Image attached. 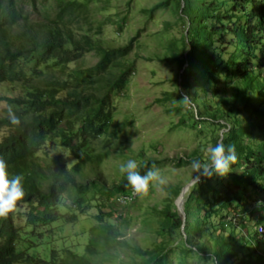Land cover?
Instances as JSON below:
<instances>
[{"label":"trees","instance_id":"obj_1","mask_svg":"<svg viewBox=\"0 0 264 264\" xmlns=\"http://www.w3.org/2000/svg\"><path fill=\"white\" fill-rule=\"evenodd\" d=\"M91 1L0 0V84L19 83L26 90L24 98L0 97L8 106L26 108L15 113L20 119L18 126L7 115L0 118V128L8 130L0 139V157L8 165L9 178L23 177L25 193L15 211L0 218V264H96L91 258L99 251L110 255L130 248L123 235L118 236L112 225L102 221L89 230L88 252L82 255L71 249L59 253L44 241L37 245L47 232L67 225L68 212L72 213L68 220L75 222L79 216L89 215L90 208H98L95 218L103 220V205L113 208L115 198L126 197L128 201L119 203L122 210L138 199L126 175L110 188L101 182L99 165L105 150L94 153L91 146L111 125L112 101L121 98L131 78L134 65L127 57L135 39L115 47L88 34H77L72 22L91 17ZM171 1L183 25L180 49L171 58L179 70V90L185 95L193 90L194 104L203 92L205 111L200 115L207 119L202 124L189 111L188 116L200 126L225 129L221 140L226 146L235 145L237 160L227 176L217 179V185L211 183L218 177L213 175L201 176L200 182L190 187L184 196L185 219L174 200L167 202L156 234L167 232L161 237L170 234L171 240L163 239L164 243L144 251L134 248L146 258L132 264H172L173 254L179 255L178 264H189L192 258L203 264H251L240 256L245 242L256 252L254 264H264L259 249L264 235L257 232L264 228V0H160L144 13L150 18ZM25 4L35 13L24 8ZM91 52L98 56L93 67H69ZM47 138L57 139L65 155L72 154L65 162L68 165L46 152L37 156ZM219 141L218 136L214 145ZM156 162L140 158L137 171L145 174ZM92 163L94 168H90ZM95 172L90 181L83 177ZM182 188L173 187V196ZM89 189H93V199L84 206ZM64 194L71 201L67 211L62 210ZM95 199L103 204L90 205ZM21 207L27 210L24 217L20 216ZM119 209L109 212L116 215ZM253 209L259 210V215L253 225H247L253 221ZM226 228L230 229V244L223 236ZM234 231H238L237 237Z\"/></svg>","mask_w":264,"mask_h":264},{"label":"rangeland","instance_id":"obj_2","mask_svg":"<svg viewBox=\"0 0 264 264\" xmlns=\"http://www.w3.org/2000/svg\"><path fill=\"white\" fill-rule=\"evenodd\" d=\"M159 1L92 0L89 4L91 17L87 18L86 16L73 21L72 26L77 34H88L107 46H124L129 40L135 39L132 52L127 57L134 65L131 78L121 98L112 101L114 113L111 125L102 136L94 139L91 145L94 153H103L105 150L106 155L102 164L99 165L102 174L101 182L108 185L109 188L117 184L125 175L119 171L121 164L126 163L129 159L140 162L141 158L157 160L153 165L160 169L167 184L163 188L155 184L150 185L147 195L143 198L137 196L138 199L134 203L132 202L126 209H119L117 215L110 213L115 208L114 203L113 208L108 204L103 205L101 211H104L106 215L103 220L95 218L98 208H90L89 215L79 216L75 222L68 220L72 214L68 212L64 221L67 225L54 230V233L48 234L47 232L37 240V245L44 241L50 243L51 247L59 253H63L62 249H71L78 255H82V252H88L86 248L91 239L89 230L97 227L102 221V224L112 225L118 236L123 235L126 242L130 244V248H120L110 255H104V252L99 251L96 256L91 258L92 262L119 264L124 261V264H132L133 261L146 258L143 254L139 256L134 248L138 247L144 251L170 236L169 234V236L161 237L162 233H167L164 231L159 235L156 233L161 226L160 216L165 204L171 200H174L175 204L177 202L179 195L173 196L172 188L177 185L183 187L189 185L185 193L187 195L190 192V187L194 184L193 177L196 175L190 167L192 160H205L204 150L206 147L214 146V141L218 136L221 141L225 129L217 127L212 130L208 125L200 126L199 122H192L188 116L187 111L196 115L195 119L204 124L207 118L201 116L205 111L202 105L203 92H199L200 97L195 99V104L194 98H192L190 105L192 107H185L179 103L180 97H184L185 92L179 90V70L176 62L171 58L180 49L183 25L177 20L176 10L171 8L172 1L169 2L168 7H162L148 18L144 10L151 8ZM24 8L35 13V10L26 4ZM32 18L37 17L32 15ZM97 61L96 54L86 53L73 61L69 67L86 70L93 67ZM41 68L44 70V67ZM192 94L193 90H190L189 96L191 97ZM25 96L26 90L19 83L0 84V97L24 98ZM9 108L14 114L22 113L26 109L25 105L15 108L0 102V117L9 116ZM7 132L8 130L1 128L0 139ZM48 140L49 138L46 139V142ZM61 149L57 139L49 140L37 151V156H44V152H46L49 157L59 156L65 163L73 156L72 154L65 155ZM65 164L68 165V163ZM94 164L92 163L90 168H94ZM153 165L149 168L151 169ZM95 176L96 172L95 175L85 174L83 177L86 181H90V177L95 178ZM218 178L223 179L224 177H213L211 183L217 185ZM86 196L87 201L84 202V206L88 205V200L93 199V189H89ZM63 197L62 210L67 211L71 201L67 199L66 194ZM94 197L98 198V195ZM90 203L92 206H98L102 205L103 201L95 199ZM191 208L190 206L187 209L188 221L192 217ZM19 211L20 216L24 217L27 210L25 207H21ZM253 211V221L248 222L247 225H253L259 215V210L253 209ZM198 218L200 220L199 215ZM208 225H210L209 221ZM211 230L215 231L213 228ZM215 233L219 232L215 231ZM246 233L245 230L244 235ZM229 234L230 229L226 228L223 236L230 244ZM238 235V231H234V237ZM198 238L201 239L199 235H197ZM169 239L171 240V238ZM233 243L236 244L235 251H237L238 240L235 239ZM245 243L240 250V256L246 262L251 261V264H254L256 252L249 243ZM206 244L208 245L207 241ZM93 247L99 248L96 245ZM36 249L40 252V246ZM259 249L264 253V242ZM178 257V254H173L172 264H178ZM192 259L188 262L189 264H203L197 263V258ZM183 261L187 263L188 258ZM209 264H212L211 261Z\"/></svg>","mask_w":264,"mask_h":264},{"label":"clouds","instance_id":"obj_3","mask_svg":"<svg viewBox=\"0 0 264 264\" xmlns=\"http://www.w3.org/2000/svg\"><path fill=\"white\" fill-rule=\"evenodd\" d=\"M179 103L188 107L192 104V98L185 95ZM9 119L13 125L18 126L20 124V119L12 112L11 108H9ZM204 157L205 160L193 159L190 164L193 172L197 174L193 177L195 184L200 182L201 176L205 178H211L213 175L227 176L237 160L235 145L229 144L226 146L221 140L214 146H207L204 150ZM137 168V162L129 159L126 163L121 164L119 171L126 175L128 183L139 197L143 198L148 194L150 185L155 184L162 188L166 186V178L155 165L144 175H141ZM22 180L23 177L20 175L9 178L8 165L0 157V218H7L10 213L16 210L17 203L23 199L25 193ZM115 199L117 203L115 208L119 209L121 207L119 203L124 204L123 199L118 197Z\"/></svg>","mask_w":264,"mask_h":264},{"label":"water","instance_id":"obj_4","mask_svg":"<svg viewBox=\"0 0 264 264\" xmlns=\"http://www.w3.org/2000/svg\"><path fill=\"white\" fill-rule=\"evenodd\" d=\"M188 188H189V185L187 187L184 186L181 189V192H180L178 199H177V202H176V207L179 210V212L183 215L184 219H185V213L183 211L184 196H185V193L187 192Z\"/></svg>","mask_w":264,"mask_h":264},{"label":"built area","instance_id":"obj_5","mask_svg":"<svg viewBox=\"0 0 264 264\" xmlns=\"http://www.w3.org/2000/svg\"><path fill=\"white\" fill-rule=\"evenodd\" d=\"M122 202L125 203L126 201H128L129 199H127L126 197H123L122 198ZM258 234L262 237L264 235V228L262 227H259L258 230H257ZM264 237V236H263Z\"/></svg>","mask_w":264,"mask_h":264},{"label":"bare ground","instance_id":"obj_6","mask_svg":"<svg viewBox=\"0 0 264 264\" xmlns=\"http://www.w3.org/2000/svg\"><path fill=\"white\" fill-rule=\"evenodd\" d=\"M62 121H63V120H62ZM64 121H65V120H64ZM60 128H61V127H60ZM74 133H75V132H74ZM39 162H40V161H39ZM36 164H38V163H36ZM53 164H54V162H53ZM32 166H33V165H32ZM32 166H31V167H32ZM32 168H34V166H33ZM34 170H37V169L34 168ZM28 172H29V169H28ZM35 172H36V171H35ZM25 174H26V173H25ZM25 178H26V177H25ZM26 187L29 188V186H26ZM111 193H112V192H111Z\"/></svg>","mask_w":264,"mask_h":264}]
</instances>
